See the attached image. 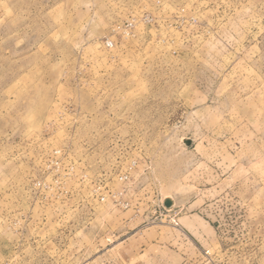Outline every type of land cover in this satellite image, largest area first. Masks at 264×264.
<instances>
[{"label": "rangeland", "instance_id": "1", "mask_svg": "<svg viewBox=\"0 0 264 264\" xmlns=\"http://www.w3.org/2000/svg\"><path fill=\"white\" fill-rule=\"evenodd\" d=\"M0 264H264V0H0Z\"/></svg>", "mask_w": 264, "mask_h": 264}, {"label": "water", "instance_id": "2", "mask_svg": "<svg viewBox=\"0 0 264 264\" xmlns=\"http://www.w3.org/2000/svg\"><path fill=\"white\" fill-rule=\"evenodd\" d=\"M168 204V203H167Z\"/></svg>", "mask_w": 264, "mask_h": 264}]
</instances>
